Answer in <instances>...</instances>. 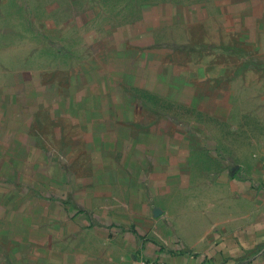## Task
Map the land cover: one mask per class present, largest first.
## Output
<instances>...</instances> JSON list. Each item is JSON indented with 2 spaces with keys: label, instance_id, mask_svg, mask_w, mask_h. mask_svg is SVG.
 Here are the masks:
<instances>
[{
  "label": "crops",
  "instance_id": "obj_1",
  "mask_svg": "<svg viewBox=\"0 0 264 264\" xmlns=\"http://www.w3.org/2000/svg\"><path fill=\"white\" fill-rule=\"evenodd\" d=\"M142 258L264 264V0H0V264Z\"/></svg>",
  "mask_w": 264,
  "mask_h": 264
},
{
  "label": "rangeland",
  "instance_id": "obj_2",
  "mask_svg": "<svg viewBox=\"0 0 264 264\" xmlns=\"http://www.w3.org/2000/svg\"><path fill=\"white\" fill-rule=\"evenodd\" d=\"M36 1V0H35ZM51 2H53V0H50ZM56 1V0H55ZM51 7H52V5H51ZM40 11V9L38 10V12ZM56 8H51V16H54V15H56L57 16V14H56ZM54 14V15H53ZM82 27H85V26H82ZM56 32L54 33V38L56 39ZM51 45H52V49H53V51L56 53V50H57V48H58V43L56 42V40H54V41H52L51 40ZM68 48H71V49H73V46L72 45H70V46H68L67 47V49Z\"/></svg>",
  "mask_w": 264,
  "mask_h": 264
},
{
  "label": "built area",
  "instance_id": "obj_3",
  "mask_svg": "<svg viewBox=\"0 0 264 264\" xmlns=\"http://www.w3.org/2000/svg\"><path fill=\"white\" fill-rule=\"evenodd\" d=\"M138 264H168L166 262L163 261H156V260H147V259H140Z\"/></svg>",
  "mask_w": 264,
  "mask_h": 264
}]
</instances>
